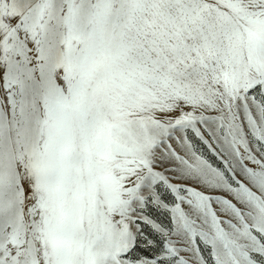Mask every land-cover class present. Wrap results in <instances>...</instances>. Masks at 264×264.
Instances as JSON below:
<instances>
[{
  "label": "snow or ice",
  "instance_id": "snow-or-ice-1",
  "mask_svg": "<svg viewBox=\"0 0 264 264\" xmlns=\"http://www.w3.org/2000/svg\"><path fill=\"white\" fill-rule=\"evenodd\" d=\"M0 264H264V0H0Z\"/></svg>",
  "mask_w": 264,
  "mask_h": 264
}]
</instances>
